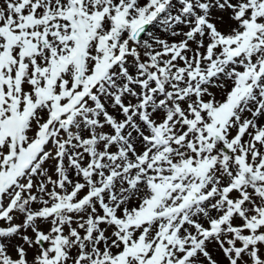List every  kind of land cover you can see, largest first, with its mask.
Here are the masks:
<instances>
[{
  "label": "snow or ice",
  "instance_id": "1",
  "mask_svg": "<svg viewBox=\"0 0 264 264\" xmlns=\"http://www.w3.org/2000/svg\"><path fill=\"white\" fill-rule=\"evenodd\" d=\"M0 264H264V0H0Z\"/></svg>",
  "mask_w": 264,
  "mask_h": 264
}]
</instances>
